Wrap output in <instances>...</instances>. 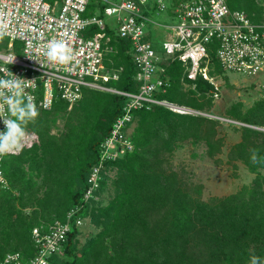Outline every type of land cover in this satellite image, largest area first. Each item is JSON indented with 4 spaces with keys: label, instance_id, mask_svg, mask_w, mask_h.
Instances as JSON below:
<instances>
[{
    "label": "trees",
    "instance_id": "16d2710c",
    "mask_svg": "<svg viewBox=\"0 0 264 264\" xmlns=\"http://www.w3.org/2000/svg\"><path fill=\"white\" fill-rule=\"evenodd\" d=\"M230 9L243 10L252 22L261 16L256 0H226ZM89 5L86 14L94 11ZM98 31L90 25L83 32ZM105 32L113 48L108 67L121 68L118 79L106 85L135 92V66L128 53L130 42L110 28ZM210 74H224L209 49ZM170 85L156 94L206 112L214 101L213 86L206 80L183 77V67L173 60L166 67ZM184 78V79H183ZM189 86L187 89L184 85ZM194 85V87H192ZM124 97L115 93L83 88L81 98L70 108L57 98L50 110L35 108V118H20L18 101L13 122L26 134L22 149L4 156L2 168L7 186H0V259L18 251L24 258L34 253L31 229L41 222L65 220L68 211L79 207L75 216L89 217L99 228L82 245L80 229L72 226L64 255L56 264H264V131L241 127V138L228 150V161L241 160L255 177L236 192L202 200L201 185L188 186L166 164L182 141H203L206 155L215 157L224 139L218 134L219 121L203 115L176 113L164 106L134 111L130 133L134 147L124 156L105 162L101 190L108 171L116 169L115 194L105 206L84 201L87 178L99 158L100 144L112 123L122 113ZM236 102L227 115L240 123L264 127V100L242 111ZM249 112L254 116L249 117ZM64 120L63 130L52 133L50 117ZM197 195L191 194V191ZM30 208L29 212L25 210Z\"/></svg>",
    "mask_w": 264,
    "mask_h": 264
},
{
    "label": "built area",
    "instance_id": "2783aa9c",
    "mask_svg": "<svg viewBox=\"0 0 264 264\" xmlns=\"http://www.w3.org/2000/svg\"><path fill=\"white\" fill-rule=\"evenodd\" d=\"M93 2L94 14L86 15ZM256 3L261 16L252 22L243 10L230 9L226 0H0V24L4 25L0 38L6 40L0 41V81L19 84L18 88L0 86V132L6 131V122H13L14 106L21 99L27 106L50 110L57 98L70 108L81 98L83 88L122 95V113L100 144L98 161L87 178L83 199H96L105 162L133 150L129 128L134 111L164 106L176 113L217 117L156 96L170 85L166 67L171 61H180L183 77L208 81L216 99L220 84L217 75L210 74L209 49H213L224 73L255 79L257 99L264 100V0ZM161 12L172 21H156ZM90 25L98 31L86 36L83 32ZM153 27L161 34L159 47L149 38ZM106 28L130 42L133 79L138 83L135 92L106 85L121 72L105 63L113 51ZM52 41L65 43L74 58L66 64L50 61L47 51ZM243 125L264 131V127ZM7 154L0 155L1 187L7 186L2 168ZM78 209L68 211L65 220L34 226L30 233L34 253L24 258L18 251L7 252L0 264H56L54 258L64 255L72 226L80 228L85 218L75 216Z\"/></svg>",
    "mask_w": 264,
    "mask_h": 264
},
{
    "label": "rangeland",
    "instance_id": "374dc122",
    "mask_svg": "<svg viewBox=\"0 0 264 264\" xmlns=\"http://www.w3.org/2000/svg\"><path fill=\"white\" fill-rule=\"evenodd\" d=\"M94 14L91 12L90 14ZM158 22L170 23L172 20L164 16V12L155 16ZM5 42L4 38H0ZM255 79L240 76L239 74L227 72L217 75V82L220 84L219 95L212 106L206 109L212 117L219 121L217 127L219 136L224 142L220 152L215 157L206 155V145L203 141L192 142L191 139L182 141L179 146L168 156L167 166L175 170L188 186L201 185L199 197L208 200L210 197H222L236 192L242 185L250 184L255 177V173L248 170L241 160L228 161V150L241 138V127L243 124L234 123L229 120L227 109L236 102H241L242 111H246L257 100V90ZM189 86L184 85L187 89ZM249 117L254 116V112H249ZM52 123L51 132L59 133L63 130L64 120L58 116L50 117ZM135 123L131 124L129 131L133 130ZM259 127V126H258ZM259 130V129H258ZM30 132L26 133L29 134ZM131 133V132H130ZM264 175V167L257 169ZM116 178V169L108 171L107 183L99 190L97 198L94 199V206H105L115 194L113 181ZM191 194L197 195L192 190ZM30 211V208L25 210ZM80 232L77 235L78 244L82 245L88 238L94 236L99 228L90 222L89 217H85L80 225Z\"/></svg>",
    "mask_w": 264,
    "mask_h": 264
},
{
    "label": "clouds",
    "instance_id": "9594fccd",
    "mask_svg": "<svg viewBox=\"0 0 264 264\" xmlns=\"http://www.w3.org/2000/svg\"><path fill=\"white\" fill-rule=\"evenodd\" d=\"M4 25L0 24V37L3 35ZM47 57L54 63L66 64L74 58L72 50L61 41H52L48 46ZM0 86L19 87L18 83L7 84V82L0 81ZM11 103V101H9ZM20 118L23 119L25 116L35 118L38 113L35 110L34 105L31 103L28 105L27 112L24 109H19ZM15 114V106L14 113ZM26 133L19 124L14 122H6V131L0 132V155L7 153L19 152L23 144L21 141L25 138ZM252 264H256V258L253 257Z\"/></svg>",
    "mask_w": 264,
    "mask_h": 264
},
{
    "label": "crops",
    "instance_id": "0c3cea01",
    "mask_svg": "<svg viewBox=\"0 0 264 264\" xmlns=\"http://www.w3.org/2000/svg\"><path fill=\"white\" fill-rule=\"evenodd\" d=\"M149 38L154 41V44L156 47H159L160 40H161V34L156 28H152V30L149 33Z\"/></svg>",
    "mask_w": 264,
    "mask_h": 264
}]
</instances>
